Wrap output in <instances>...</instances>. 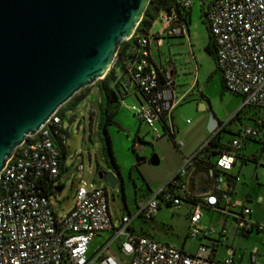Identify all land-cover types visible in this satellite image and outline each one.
Here are the masks:
<instances>
[{
  "label": "built area",
  "instance_id": "obj_1",
  "mask_svg": "<svg viewBox=\"0 0 264 264\" xmlns=\"http://www.w3.org/2000/svg\"><path fill=\"white\" fill-rule=\"evenodd\" d=\"M192 2L175 0L176 4L160 8L155 15L161 23L158 32H140L135 27L124 39V74L141 96L139 104L130 108L151 127L152 141L167 136L178 149L183 140L175 138L172 110L186 92L178 93L172 73L156 62L150 44L164 36H183L190 44L182 15ZM202 3L224 87L241 95V106L264 108V0H202ZM155 122L161 125V131ZM260 129L264 147V118L259 117L254 123H241L237 134L223 147L216 148V158L209 167L212 181L205 191L192 192L187 173L194 165L198 149L211 136L183 157L182 164L153 192L146 197L138 196L132 213H122L114 223L108 211L106 188H87L83 183L75 188L72 207L56 215L51 195L60 183V157L54 138L66 146L67 133L58 109L55 110L38 130L13 149L0 171V264H240L230 252L214 258V241L200 243L192 252L184 251L134 232L130 221L135 216H153L163 203L177 206L191 201L187 221L190 238L212 239L226 234L224 225L219 229L198 225L203 206L232 215L237 231L255 229L264 234V224L250 217L252 208L239 198H231L228 189L221 186L225 180L221 173L231 168L242 140ZM75 167L80 171L82 164L79 162ZM102 231L107 232V237L89 253L90 240ZM111 242H115L117 252L110 249ZM246 264H264L257 246L248 250Z\"/></svg>",
  "mask_w": 264,
  "mask_h": 264
},
{
  "label": "rangeland",
  "instance_id": "obj_2",
  "mask_svg": "<svg viewBox=\"0 0 264 264\" xmlns=\"http://www.w3.org/2000/svg\"><path fill=\"white\" fill-rule=\"evenodd\" d=\"M201 2L202 0H193L190 9L188 29L191 44L186 46L184 42H179L168 45L167 55H171L176 67L173 74L176 90L181 92L190 84L193 86L191 92L172 110V119L176 128L175 138H182V147L178 149L167 136L152 141L151 127L141 121L130 108L132 104H139L132 91L133 88L130 87L124 95H119V106L114 116L115 123L107 127L121 176V181L118 180L113 188L110 187L103 176L99 178L97 175L98 171L103 173L110 169L101 153L97 135L98 91L94 83L86 85L77 92L82 94L73 103L60 106L62 127L67 133V144L59 167L58 180L61 188L51 195L56 215L60 216L72 207L75 188L83 183L87 188L97 186L106 188L108 211L112 221L117 223L122 213L134 211L137 196L146 197L153 192L168 179L174 169L182 164L183 157L189 156L192 149H198L220 127L222 128L219 130L218 141L224 142L239 121H249L255 114L264 115L262 107L241 106V95L221 84L212 55L205 49L207 32L201 17ZM166 47L167 44H164V51H167ZM136 94L140 97L139 93ZM234 114L236 116L232 117ZM154 125L158 130H162L158 122ZM136 136L140 137L141 142ZM133 139H135L134 148L131 146ZM153 153L158 157L157 164L149 162V157ZM215 158V153L211 152L209 161L213 163ZM79 162L82 164L80 171L75 167ZM236 164L238 166L240 161L238 160ZM237 185L243 187V190L247 187L240 181H237ZM221 186L225 187L224 182ZM249 189L254 196L261 186L252 183ZM235 191L238 194V189ZM123 200L126 202L125 207L122 206ZM250 205L254 216L259 217L257 221L264 224V200L250 202ZM200 209L202 212L200 226L213 225L219 229L221 224L218 218L225 213L220 214L218 210L205 206ZM187 213V202L177 206L163 203L155 215L149 218L137 216L132 223L136 230L139 231L141 226L156 240L174 246H181L183 242L184 248L192 250L194 242L187 236ZM225 228L224 242L245 251L257 246L264 260V234L261 231L252 229L247 234L237 231L234 218L230 214L226 216ZM106 237L107 232L104 231L94 235L88 244V252H93ZM223 246L216 253H222ZM110 249L117 252L115 242L110 243Z\"/></svg>",
  "mask_w": 264,
  "mask_h": 264
},
{
  "label": "water",
  "instance_id": "obj_3",
  "mask_svg": "<svg viewBox=\"0 0 264 264\" xmlns=\"http://www.w3.org/2000/svg\"><path fill=\"white\" fill-rule=\"evenodd\" d=\"M147 3L0 0V171L27 135L75 92L103 77ZM149 162L158 163L155 153ZM97 175L112 188L117 183L111 169Z\"/></svg>",
  "mask_w": 264,
  "mask_h": 264
},
{
  "label": "crops",
  "instance_id": "obj_4",
  "mask_svg": "<svg viewBox=\"0 0 264 264\" xmlns=\"http://www.w3.org/2000/svg\"><path fill=\"white\" fill-rule=\"evenodd\" d=\"M202 4L203 3L201 2V6H200L201 17H202ZM191 6H192V4L187 9V13H188L187 30H188V40H189L190 44H191V41H190L191 39H190V35H189L188 23H189ZM202 19H203V17H202ZM205 25H206V23H204V26ZM160 28H161V23L158 20L154 19L150 23V25L147 27V31L158 32L160 30ZM205 29H206V27H205ZM206 32H207V29H206ZM207 38H208V32H207ZM179 42H181V43L184 42L185 45L187 46V43H186L187 41L183 36H164L157 43L151 42V44H150V51H151L153 58L156 60V62L160 66H162L163 68H167L172 73V75L175 73L176 67H175V62L171 58V55H167V54H169L168 45L171 43H175V44L177 43L178 44ZM164 44H167L166 48H167L168 53H167V51L163 50ZM116 73L119 77V75L121 74V70L119 68H117ZM122 76H123V78H122L123 82L125 84V90H126L125 92L130 90L129 89L130 87L133 88L132 91H133L136 99L139 102L141 100V98H140L141 96L139 97L138 94H136L138 92L135 90V88L131 84V82H129L127 79L124 78L123 73H122ZM173 80H174V78H173ZM192 87L193 86L190 84L183 91L178 92V93L186 92V95H185V97H186L187 94L191 92ZM259 117L264 118V115L262 116L261 114H255L254 117H251L249 121H247V120L244 122L239 121V123L231 131V135L229 137H227L224 142H220V143L227 144L228 141L230 140V138L234 137L237 134V132L239 131L241 123L251 124V123H254L255 119H257ZM172 118H173V115H172ZM172 121H173V119H172ZM261 134H262V130L260 129L258 131V133L255 134L254 136L247 137V138L243 139L240 148L237 149V155H236V158H235L231 168L228 171L221 173L225 179L223 182L225 184V187L228 189V195L231 198L236 197V198L241 199L245 204L249 205L250 207H251L250 202H252V203L261 202L264 200V147L261 143ZM160 138H158V139H160ZM194 151L195 150L192 149L190 151V153H192ZM210 153H211V151H209V150L208 151H202V152L200 151L198 153V157H200V159L198 158L196 160V162L194 163V165L191 166L188 170V173H187L188 186H189V189L194 193L205 191L212 181L211 172L209 170L210 168L206 167V165H207L206 161H209V159H205V155H208V157H209ZM213 153H215V155H216V151H214ZM201 158L203 161L201 160ZM238 160L240 161V164H238V166H237L236 163ZM250 163H253V164L251 165ZM256 165H259V167H257ZM175 170L176 169H174L172 171V173ZM237 181H240L243 184H246L247 185L246 189L243 190L242 189L243 187L238 186ZM248 183H249V186L252 183L253 184H260L261 189L259 191H257V193H255V195L253 196V195H251L252 193L250 192ZM59 186L61 188L60 183H59ZM235 189H238V194L235 193L236 192ZM186 202L188 203V213H187V218H186V220L188 221V214L192 208V202L191 201H186ZM166 205H168V204H166ZM157 210H156V212H157ZM155 213H154V215H155ZM220 214H222V213L220 212ZM227 215L228 214H222L221 216H219L218 222L221 225L225 226ZM135 217H137V216H135ZM135 217H133L130 221V227L132 228V230L138 234L145 235L147 237L152 238L149 235V233L146 231V229H142L141 226H140L139 231L135 229V226L132 223V220ZM250 217L256 221L259 219V217L254 216L253 208L251 210ZM201 218H202V212H201L200 219L198 220L199 226L201 225ZM249 232L250 231L244 232V233L247 234ZM225 238H226V234L224 237L218 235L216 237H213L212 239L204 238V237H202V238H191L192 241L194 242V248L192 250H190L188 248H184L183 242H182L181 246H175V247L181 248L184 251L192 252L194 249H196L198 247V245L200 243H206V242L210 243L211 241H214V243H215L214 258H216V259L221 258L222 256H224L230 252L234 258L239 260L240 264H246L247 259H248V251H245L243 249L238 250L237 247H232L230 244L224 242ZM221 246L224 247L223 252L220 254L216 253V252H218V250L220 249Z\"/></svg>",
  "mask_w": 264,
  "mask_h": 264
},
{
  "label": "trees",
  "instance_id": "obj_5",
  "mask_svg": "<svg viewBox=\"0 0 264 264\" xmlns=\"http://www.w3.org/2000/svg\"><path fill=\"white\" fill-rule=\"evenodd\" d=\"M176 4L175 0H148V3L141 15L140 20L138 21L136 25V30H139L140 32L147 31V27L150 25V23L155 19V15L157 11L160 8H168L170 5ZM177 10L178 7H176ZM186 21L188 22V13L187 11H184L182 15ZM203 17V14H202ZM203 23H206L205 19H202ZM207 32H208V38L207 42L205 44V49L208 53L212 55V58L214 60V44L212 41V38L209 34L208 26L205 25ZM125 48H126V41L122 40L119 43V46L117 48V51L115 53V59L113 60L112 64L106 71V73L103 75V77L98 78L93 83L95 84L97 91H98V101H97V107H98V120H97V135L100 142V148L101 153L103 155V158L105 159L107 166L116 174L117 176V182L118 180L121 181V176L118 169V164L115 160V156L113 154V150L111 147L110 137L107 131V127L110 124L115 123V113L119 106V95H121L122 92L126 93L125 91V84L123 82V76L124 74V66H123V59L125 56ZM119 68L121 70V74L117 75L116 69ZM215 70L218 71L221 84L223 85V80L221 77V74L219 72L218 67L215 64ZM121 78V79H120ZM124 78L127 79V77L124 74ZM128 80V79H127ZM224 86V85H223ZM80 89L77 91L79 92ZM75 92L67 101H65L61 107L66 103H73L79 95L82 93ZM185 98V97H184ZM183 98V99H184ZM182 99V100H183ZM61 107L58 108L59 115L61 114ZM237 114V111H236ZM236 114H234L232 117H235ZM222 127H220L218 130H216L210 137V139L207 141L206 144L202 145L197 151L196 154V160L200 157H198V153L201 151H216V148L223 147L224 144L220 143L218 141L219 137V130ZM137 139L141 142L140 137L136 136ZM54 142L58 144L59 149V157H60V166H61V159L64 157L65 154V146L60 144V142L54 138ZM135 139L132 140V148H134ZM195 160V162H196ZM202 160V158H201ZM203 161V160H202ZM194 162V163H195ZM207 165L206 167H212L213 163L210 161H206ZM59 166V167H60ZM205 167V168H206ZM122 188V187H121ZM1 194V191H0ZM122 198H124V193L122 192ZM123 207L126 206L125 201L123 200Z\"/></svg>",
  "mask_w": 264,
  "mask_h": 264
}]
</instances>
